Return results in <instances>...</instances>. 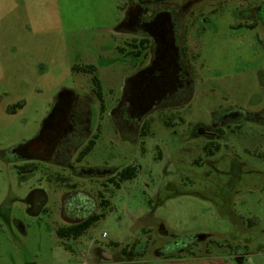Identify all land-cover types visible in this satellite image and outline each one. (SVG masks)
<instances>
[{
  "label": "rangeland",
  "instance_id": "rangeland-1",
  "mask_svg": "<svg viewBox=\"0 0 264 264\" xmlns=\"http://www.w3.org/2000/svg\"><path fill=\"white\" fill-rule=\"evenodd\" d=\"M125 2L129 0H0V264H156L160 259L151 252L132 257L123 250L138 252L151 238L160 243L177 237L184 244L198 236L217 238V233L224 238L236 227L227 216L231 214L256 221L247 229L238 218L232 235L252 252L261 248L254 260L264 263V127L244 122L240 134L226 137L232 149L214 157L203 153L201 139L189 136L195 123L221 111L264 108V86L258 83L264 70V34L258 42L257 33L237 27L231 3L218 5L216 0L208 5L204 16L209 20L188 33L186 59L194 74V93L190 110H175L186 118L184 123L162 125L155 117L144 136L141 129L135 145L125 143L112 125L113 149L102 131L88 164L96 160L93 156L100 158L98 163L107 159L114 166L140 168L136 179L114 192L110 207H98L96 214L105 217L81 238L57 236L65 222L62 189L50 179L54 169L32 178L20 176L11 163L18 154L15 148L44 127L56 102L90 94V76L73 73V65H95L104 95L116 98L122 79L132 72L129 58L118 49L138 31L129 30ZM193 14H199L197 7ZM169 113L159 109L150 114ZM227 153H237L243 164L236 173ZM234 177L231 203L222 209L218 185ZM41 180L49 194L47 213L31 215L25 199L33 188H42ZM79 185L89 188L87 183ZM71 205L73 210L76 203ZM252 234L256 242L246 243ZM211 253L218 255L216 249Z\"/></svg>",
  "mask_w": 264,
  "mask_h": 264
},
{
  "label": "flooded vegetation",
  "instance_id": "flooded-vegetation-1",
  "mask_svg": "<svg viewBox=\"0 0 264 264\" xmlns=\"http://www.w3.org/2000/svg\"><path fill=\"white\" fill-rule=\"evenodd\" d=\"M213 3H217L216 0L125 2V10L130 13L129 30L132 32L136 27L138 31H133V36L128 37L118 49L120 54L129 58L132 72L122 79L116 98L110 100L104 95L98 68L95 65L90 63L82 66L73 65L71 67L73 73L90 76V94L83 98L75 96L72 100L62 99L56 102L44 127L37 131L30 141H25L23 146L15 148L18 154L12 157L11 163L20 176L43 177L42 172L46 174L54 169L55 174L50 179L53 181L56 179L55 182L62 189L59 194L64 200L61 214L65 224L62 227L81 223L96 214L98 207L103 208L101 206L103 203L110 204L111 196L121 189L115 187L114 179L118 181L129 166L136 165L114 166L107 159L98 163L100 158L93 156L92 158L96 160L88 164L86 159L97 148L102 131L106 130L105 139L110 142L108 148L113 149L110 133L112 125L125 143L135 145L139 142L141 129L144 133L147 124L149 126L155 123V117L159 118L157 122L162 125H170L174 121L184 123L186 118H182L175 110L182 106L190 110L189 103L194 93V74L186 59L188 33L209 20V17L204 16L205 9ZM221 3L233 4L231 16L239 19V23H235L237 27L254 31L257 33V41L262 42L264 0L253 2L218 0V5ZM195 7L199 14H193ZM214 11L211 13H215ZM189 15L191 17L186 19ZM260 71L262 76L258 78V83L264 86V70ZM97 83L100 87L96 86ZM113 94L114 91L111 89L109 95L113 96ZM159 109L169 110L170 113L151 116ZM221 112L218 113H221L219 116H210L208 120L207 117L195 123L189 130L190 138L203 141L201 150L209 157L232 149L231 144H228L230 138L226 137L240 134L244 122L258 123L264 127V108L260 111L231 108ZM241 150L248 151L247 147ZM227 156L231 171L236 173L243 164L237 159V153H227ZM235 177L226 185H218L217 201L222 209L225 206L228 208L231 203L230 190L235 185ZM38 182L42 186V180ZM82 182L87 183L89 188H82L79 185ZM51 190L54 193V187H51ZM48 199L49 194L43 186L33 188L25 199L29 205V213L38 215L44 212ZM73 203H76V206L70 210ZM231 215L227 216L235 221V231L240 215ZM243 224L247 229H252L256 221L249 217L243 220ZM232 234L224 238L218 233L217 238L215 234L198 236L191 244L180 243L177 237H173L169 242L160 243L151 238L147 241V245H142L136 252L135 257L145 256L151 252L155 258L160 259L156 264H264L262 261L256 263L254 260L261 248L252 252L246 244L242 245L235 241L236 238ZM248 239L246 243L254 244L257 236L252 234ZM213 249L218 251V255H212ZM129 250L128 248L127 251ZM186 259L193 261L188 263L184 261Z\"/></svg>",
  "mask_w": 264,
  "mask_h": 264
},
{
  "label": "trees",
  "instance_id": "trees-1",
  "mask_svg": "<svg viewBox=\"0 0 264 264\" xmlns=\"http://www.w3.org/2000/svg\"><path fill=\"white\" fill-rule=\"evenodd\" d=\"M161 1H166V0H161ZM97 81V79H96ZM98 87H100L99 83H97ZM100 94V93H98ZM16 107H23V104H18ZM13 107L11 109L12 113H15V108ZM145 134V133H143ZM139 168L136 166H129L120 176L118 181L114 179L113 183L117 189H120L121 184L132 181L138 177L139 173ZM110 204L108 202L103 203L101 206L102 207H108ZM105 217L104 213L100 214H93L86 220L82 221L81 223L74 224L72 226L68 227H62L57 230V236L61 239H67V240H77L81 238L94 224H96L98 221L103 219ZM128 248L123 250V254H127L128 256L135 257L136 252L134 251L133 248H131L129 251H127Z\"/></svg>",
  "mask_w": 264,
  "mask_h": 264
},
{
  "label": "built area",
  "instance_id": "built-area-1",
  "mask_svg": "<svg viewBox=\"0 0 264 264\" xmlns=\"http://www.w3.org/2000/svg\"><path fill=\"white\" fill-rule=\"evenodd\" d=\"M106 234H104L103 236H105Z\"/></svg>",
  "mask_w": 264,
  "mask_h": 264
}]
</instances>
